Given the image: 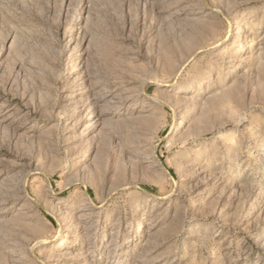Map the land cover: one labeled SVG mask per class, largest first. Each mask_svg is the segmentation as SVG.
<instances>
[{"label": "rangeland", "instance_id": "1", "mask_svg": "<svg viewBox=\"0 0 264 264\" xmlns=\"http://www.w3.org/2000/svg\"><path fill=\"white\" fill-rule=\"evenodd\" d=\"M0 264H264V0H0Z\"/></svg>", "mask_w": 264, "mask_h": 264}, {"label": "bare ground", "instance_id": "2", "mask_svg": "<svg viewBox=\"0 0 264 264\" xmlns=\"http://www.w3.org/2000/svg\"><path fill=\"white\" fill-rule=\"evenodd\" d=\"M171 85L173 86V87H175V86H178V83L176 82V81H173L172 83H171ZM157 100H159V98H156ZM96 102V101H95ZM181 126H184V122L182 121V120H180V123H179V127H178V129L181 127Z\"/></svg>", "mask_w": 264, "mask_h": 264}]
</instances>
